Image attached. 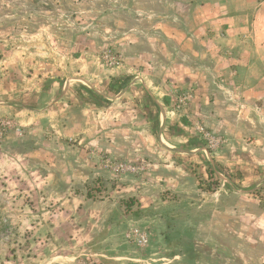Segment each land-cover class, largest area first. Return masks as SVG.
<instances>
[{
  "label": "rangeland",
  "instance_id": "1",
  "mask_svg": "<svg viewBox=\"0 0 264 264\" xmlns=\"http://www.w3.org/2000/svg\"><path fill=\"white\" fill-rule=\"evenodd\" d=\"M178 1L0 0V264H264V228L248 210L264 207V170L215 161L222 137L194 125L206 174L198 190L146 186L118 200V178L141 177L148 162L115 159L78 134L147 62L125 72L126 21ZM190 96L178 93L176 105ZM84 108L87 124L69 119ZM97 166L101 175L88 171ZM217 191L244 200L223 204Z\"/></svg>",
  "mask_w": 264,
  "mask_h": 264
},
{
  "label": "crops",
  "instance_id": "2",
  "mask_svg": "<svg viewBox=\"0 0 264 264\" xmlns=\"http://www.w3.org/2000/svg\"><path fill=\"white\" fill-rule=\"evenodd\" d=\"M175 3L177 7L164 6L161 13L141 19L133 13L126 21L125 72L140 59L147 62L127 84L124 98L117 97L97 120L86 108L68 115L83 124L92 119L78 134L93 142L94 150L115 159L148 162L141 177H117L124 184L118 200L140 197L146 186L175 194L198 190L206 174L195 124L223 138L215 161L241 172L264 170V0ZM186 90L190 99L179 108L176 96ZM98 168L88 171L101 175ZM211 194L220 196L223 204L231 197L244 200L228 192ZM233 207L238 213L246 209ZM229 208L222 206V217ZM248 210L256 229H263L264 207Z\"/></svg>",
  "mask_w": 264,
  "mask_h": 264
},
{
  "label": "trees",
  "instance_id": "3",
  "mask_svg": "<svg viewBox=\"0 0 264 264\" xmlns=\"http://www.w3.org/2000/svg\"><path fill=\"white\" fill-rule=\"evenodd\" d=\"M100 179H97V182L99 181ZM88 195H89V193H88ZM122 204H125V209H126V211L128 212V211H131V205H132V203H133V200H129V199H122L121 201H120ZM189 251H192V252H194L195 250H194V248H190V250Z\"/></svg>",
  "mask_w": 264,
  "mask_h": 264
}]
</instances>
